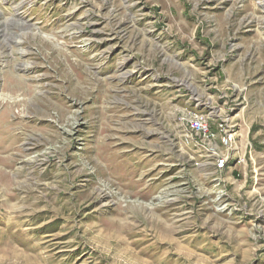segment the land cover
<instances>
[{"label": "rangeland", "instance_id": "rangeland-1", "mask_svg": "<svg viewBox=\"0 0 264 264\" xmlns=\"http://www.w3.org/2000/svg\"><path fill=\"white\" fill-rule=\"evenodd\" d=\"M0 264H264V0H0Z\"/></svg>", "mask_w": 264, "mask_h": 264}, {"label": "built area", "instance_id": "built-area-1", "mask_svg": "<svg viewBox=\"0 0 264 264\" xmlns=\"http://www.w3.org/2000/svg\"><path fill=\"white\" fill-rule=\"evenodd\" d=\"M187 134L185 136L186 145L196 146L201 143L203 150L211 159L216 172H222L227 168L228 156L225 153L216 152L217 148L228 149L233 143V134L226 127L223 121L216 124L212 130L209 119L203 115H193L186 120Z\"/></svg>", "mask_w": 264, "mask_h": 264}, {"label": "bare ground", "instance_id": "bare-ground-1", "mask_svg": "<svg viewBox=\"0 0 264 264\" xmlns=\"http://www.w3.org/2000/svg\"><path fill=\"white\" fill-rule=\"evenodd\" d=\"M6 27V26H5ZM17 43V42H16Z\"/></svg>", "mask_w": 264, "mask_h": 264}]
</instances>
